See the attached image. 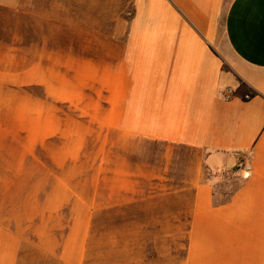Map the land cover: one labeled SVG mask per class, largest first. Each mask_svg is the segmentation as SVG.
<instances>
[{
	"label": "crops",
	"instance_id": "1",
	"mask_svg": "<svg viewBox=\"0 0 264 264\" xmlns=\"http://www.w3.org/2000/svg\"><path fill=\"white\" fill-rule=\"evenodd\" d=\"M130 4L95 61L65 32L0 50V264H264V0ZM89 151L100 160L72 161ZM95 172L118 221L98 233L93 207L81 225L72 197L48 209Z\"/></svg>",
	"mask_w": 264,
	"mask_h": 264
},
{
	"label": "rangeland",
	"instance_id": "2",
	"mask_svg": "<svg viewBox=\"0 0 264 264\" xmlns=\"http://www.w3.org/2000/svg\"><path fill=\"white\" fill-rule=\"evenodd\" d=\"M78 1V2H77ZM78 6H83L82 8H79L78 6V14H73V8H69V0H0V50L3 48L7 51L13 52V50H18L21 47H17L18 42L25 40L26 32L29 30L27 28L26 21H29V24H33L35 26L36 30L44 34V39H49L50 34L52 32H65L70 22L73 20H77L78 23H76L78 26L83 27H89L93 25V23H101V18L104 16L103 12H101L99 9L95 10L94 5L95 3H105V0H77ZM112 0H109V3ZM116 1V0H115ZM121 1V6H124V11L121 12L120 16L124 18H128L131 13V0H117V2ZM73 3V2H72ZM86 6V7H85ZM72 11V12H71ZM75 12V9H74ZM72 13V14H71ZM118 16V15H117ZM117 16L114 18L115 20L107 19L106 24H110L109 30L114 33L116 31L117 26ZM53 19L57 21L56 23L53 22ZM58 21H61V24L58 25ZM113 26V27H112ZM35 30V31H36ZM49 42H53L54 44H62L64 40H58V41H49L45 40L43 41L42 45H48ZM68 43V42H67ZM52 46L53 44L50 43ZM118 42L115 41V44L112 45L111 48V54H112V60L113 62L116 61L117 58V50H118ZM9 65V64H6ZM0 81L6 82V85L12 82L11 78L6 76L0 75ZM6 89L0 88V100H4L5 98H1V94L3 91L5 92ZM9 91L7 88V98H6V107L9 110V107L7 106V99ZM4 105V102L2 101V104ZM2 110L0 109V112ZM4 111V112H3ZM3 113H6V109H3ZM5 118V115H4ZM1 119V116H0ZM4 123V122H3ZM47 136L49 137V132H47ZM51 136V135H50ZM57 140L60 141V138L57 137ZM52 154V155H51ZM47 155H51L54 160H61V161H71L70 156L73 157L76 155L74 152H55V153H47ZM80 155V162H77L78 164H81L85 167L86 160L91 158L93 160H100V152L99 151H89V152H81ZM97 169H100L97 167ZM81 169H79V172ZM5 173V168L0 167V176L1 173ZM97 172H95L94 175H86L79 173L77 175V184L74 185H60L61 190L55 188L53 189L55 192H59V200L58 204H61L59 206L52 205L48 209L51 210H59L63 211L66 203L70 202L69 197H72V200L74 204L72 207L78 211V224H82L85 221V211L88 208H94V214L90 215V222L89 226L91 229V232L98 233L102 230H107L109 227V224L118 223V221H115V219L111 217H103L102 214H100V207H101V195L105 191L104 185L100 183V176L98 178L96 177ZM233 177H224L225 180L223 183L219 185L220 191L224 193H230L233 188L235 187V184L237 181L234 180ZM94 182V183H93ZM106 186V185H105ZM111 190V187H110ZM2 191H5V187H1L0 185V193H3ZM71 195V196H70ZM125 203V201L123 200ZM126 202H129L126 200ZM132 204V203H130ZM119 218V217H117ZM83 221V222H82ZM103 224H107L104 226ZM183 236H185V233H182ZM176 235V234H175ZM183 242L185 243V238H183ZM44 260V259H41ZM47 261H44V263H37V264H56L53 259H46ZM36 264V263H34Z\"/></svg>",
	"mask_w": 264,
	"mask_h": 264
},
{
	"label": "trees",
	"instance_id": "3",
	"mask_svg": "<svg viewBox=\"0 0 264 264\" xmlns=\"http://www.w3.org/2000/svg\"><path fill=\"white\" fill-rule=\"evenodd\" d=\"M120 3L121 1L119 3H116L113 1L108 5L106 3L104 7L98 8L95 6V10L99 9L101 12H103L104 16L101 18V23H98V24L93 23V25L90 26V28L88 29L83 26L68 25L67 29L65 30V33L67 34V36L69 34L76 35L77 45L75 47L81 51V54H83L82 56L83 58H85L84 57L85 55L88 56V58L93 55L92 57H93V60L95 61L96 60L95 54L100 49L99 43L107 42L109 43V45L112 43V40L110 38L108 39V36L111 33V30H109L111 26L110 24L108 23L106 24L105 22L107 19L115 20L114 18H116V16L119 15V13L124 9V6H121ZM25 23H27L26 25L29 30L26 32L27 34L24 39L26 40L28 39V42H33L34 40H29L30 38L29 35H31L32 33H38L39 30L37 31L35 26H33V24H29V21L28 22L26 21ZM80 33L83 34V36L86 34L85 36L87 40L80 39L78 35ZM91 39H92V43H91ZM25 42H26L25 40L18 42L17 47H22ZM67 42H69L68 39L66 40V43ZM85 43H88V44H85ZM51 66H53V62L51 63ZM68 76L69 75H67V77ZM177 250H178V253L182 256L183 254L181 253L183 252V249L181 247H178Z\"/></svg>",
	"mask_w": 264,
	"mask_h": 264
},
{
	"label": "built area",
	"instance_id": "4",
	"mask_svg": "<svg viewBox=\"0 0 264 264\" xmlns=\"http://www.w3.org/2000/svg\"><path fill=\"white\" fill-rule=\"evenodd\" d=\"M223 96H224L225 99H229L231 97V92L230 91H225ZM237 169L245 171L246 173H250V167L248 165L244 164L241 159L237 163Z\"/></svg>",
	"mask_w": 264,
	"mask_h": 264
}]
</instances>
